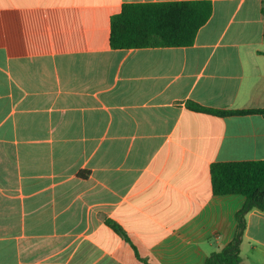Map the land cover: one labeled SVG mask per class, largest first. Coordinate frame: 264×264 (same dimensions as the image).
<instances>
[{"label": "crops", "instance_id": "0c3cea01", "mask_svg": "<svg viewBox=\"0 0 264 264\" xmlns=\"http://www.w3.org/2000/svg\"><path fill=\"white\" fill-rule=\"evenodd\" d=\"M0 0V264H205L246 198L211 165L264 161V0H209L193 46L113 49L127 3ZM241 264H264V212ZM118 225L128 239L117 233Z\"/></svg>", "mask_w": 264, "mask_h": 264}, {"label": "trees", "instance_id": "16d2710c", "mask_svg": "<svg viewBox=\"0 0 264 264\" xmlns=\"http://www.w3.org/2000/svg\"><path fill=\"white\" fill-rule=\"evenodd\" d=\"M212 14L213 4L209 0L127 3L111 18L110 45L117 50L190 47ZM187 108L214 116L264 115V108L249 112L222 111L192 101L187 103ZM210 171L214 195H241L246 202L236 214L233 241L211 254L205 264H241L240 246L247 226V214L253 210L264 212V161L214 163ZM109 225L128 239L114 222L109 221Z\"/></svg>", "mask_w": 264, "mask_h": 264}]
</instances>
